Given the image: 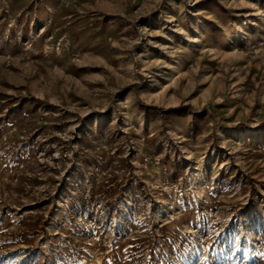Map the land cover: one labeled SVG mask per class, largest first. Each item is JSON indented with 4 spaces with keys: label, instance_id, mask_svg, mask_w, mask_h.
Masks as SVG:
<instances>
[{
    "label": "rangeland",
    "instance_id": "rangeland-1",
    "mask_svg": "<svg viewBox=\"0 0 264 264\" xmlns=\"http://www.w3.org/2000/svg\"><path fill=\"white\" fill-rule=\"evenodd\" d=\"M0 264H264V0H0Z\"/></svg>",
    "mask_w": 264,
    "mask_h": 264
},
{
    "label": "trees",
    "instance_id": "trees-1",
    "mask_svg": "<svg viewBox=\"0 0 264 264\" xmlns=\"http://www.w3.org/2000/svg\"><path fill=\"white\" fill-rule=\"evenodd\" d=\"M146 109L148 110H154V109H157L156 107L154 106H144ZM180 108H184V107H180Z\"/></svg>",
    "mask_w": 264,
    "mask_h": 264
}]
</instances>
